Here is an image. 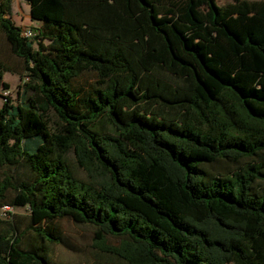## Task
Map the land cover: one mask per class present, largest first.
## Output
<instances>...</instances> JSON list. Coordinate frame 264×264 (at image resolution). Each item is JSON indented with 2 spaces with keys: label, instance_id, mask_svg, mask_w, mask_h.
<instances>
[{
  "label": "trees",
  "instance_id": "trees-1",
  "mask_svg": "<svg viewBox=\"0 0 264 264\" xmlns=\"http://www.w3.org/2000/svg\"><path fill=\"white\" fill-rule=\"evenodd\" d=\"M24 1L31 37L0 0L25 70L0 104V264H53L63 218L124 264H264V0Z\"/></svg>",
  "mask_w": 264,
  "mask_h": 264
},
{
  "label": "rangeland",
  "instance_id": "rangeland-1",
  "mask_svg": "<svg viewBox=\"0 0 264 264\" xmlns=\"http://www.w3.org/2000/svg\"><path fill=\"white\" fill-rule=\"evenodd\" d=\"M220 5H226L235 0H216ZM12 18L16 25L31 28L36 32V27L39 26L37 20H32L30 16V4L24 0H11ZM170 15L171 12H169ZM129 60L136 67L140 78L144 81L154 82L157 84H165L171 88H176L179 83L175 77L162 69L155 68L149 72L143 71L138 64L140 56L139 51L130 50L127 52ZM0 59L3 61L8 71L3 73V82L9 86L8 89H3L0 83V104L2 98L8 95L12 100L22 97L24 89L22 85V76L25 74L23 61L15 56L7 44L3 34L0 32ZM30 92L28 91L26 95ZM52 119L55 116L52 114ZM2 168L0 167V171ZM21 218L22 222L27 221L29 210L26 206L15 207L13 210ZM62 231L67 239V245H54L51 249V258L53 264H124L116 257L107 252H101L94 246V231L95 227L88 224H78L68 218L60 219ZM109 243L116 244L117 239L109 237Z\"/></svg>",
  "mask_w": 264,
  "mask_h": 264
},
{
  "label": "built area",
  "instance_id": "built-area-1",
  "mask_svg": "<svg viewBox=\"0 0 264 264\" xmlns=\"http://www.w3.org/2000/svg\"><path fill=\"white\" fill-rule=\"evenodd\" d=\"M22 34H23L24 36L31 37V36L34 35V31H33L31 28L23 27V28H22ZM4 209H6V210H11V207H9V206H4Z\"/></svg>",
  "mask_w": 264,
  "mask_h": 264
}]
</instances>
